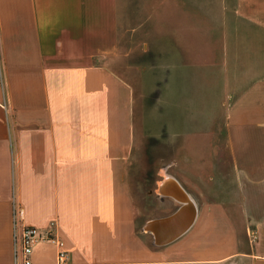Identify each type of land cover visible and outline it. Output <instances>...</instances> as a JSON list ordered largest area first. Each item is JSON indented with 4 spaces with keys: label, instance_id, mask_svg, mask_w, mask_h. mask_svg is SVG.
Instances as JSON below:
<instances>
[{
    "label": "crops",
    "instance_id": "crops-1",
    "mask_svg": "<svg viewBox=\"0 0 264 264\" xmlns=\"http://www.w3.org/2000/svg\"><path fill=\"white\" fill-rule=\"evenodd\" d=\"M116 3L0 0V264L14 263L13 202L20 225L55 221L66 264H264V76L244 84L232 103L229 161L199 170V198L176 176L166 179L195 206L193 224L165 244L146 230L153 247L137 229L127 79L94 61L103 27L126 24V7ZM228 9L261 29L252 51L264 55V0H236ZM236 230L252 231L253 240ZM56 250L36 243L32 263L54 264Z\"/></svg>",
    "mask_w": 264,
    "mask_h": 264
},
{
    "label": "rangeland",
    "instance_id": "rangeland-1",
    "mask_svg": "<svg viewBox=\"0 0 264 264\" xmlns=\"http://www.w3.org/2000/svg\"><path fill=\"white\" fill-rule=\"evenodd\" d=\"M234 1L116 0L121 12L126 7V24L103 27L104 41L95 43L96 65L127 79L126 107L137 131L130 189L148 246L156 245L145 223L180 205L160 183L174 175L199 198V170L209 173L216 162L229 161L232 103L244 84L264 76V55L252 51L253 37L263 32L228 9ZM237 230V238L253 240L252 231Z\"/></svg>",
    "mask_w": 264,
    "mask_h": 264
},
{
    "label": "built area",
    "instance_id": "built-area-1",
    "mask_svg": "<svg viewBox=\"0 0 264 264\" xmlns=\"http://www.w3.org/2000/svg\"><path fill=\"white\" fill-rule=\"evenodd\" d=\"M12 244L14 252L13 264H33L31 254L33 247L40 241H47L56 247V260L54 264H66L68 251L65 249L64 241L57 234L55 221L41 229L33 225H20L17 218L18 207L12 204Z\"/></svg>",
    "mask_w": 264,
    "mask_h": 264
},
{
    "label": "bare ground",
    "instance_id": "bare-ground-1",
    "mask_svg": "<svg viewBox=\"0 0 264 264\" xmlns=\"http://www.w3.org/2000/svg\"><path fill=\"white\" fill-rule=\"evenodd\" d=\"M179 185L176 182H174V180H166L164 183L160 184V189H159L162 193H168L170 195L175 196L177 199H179L182 202V205L188 203L191 204V206H186L180 211V213L178 214V218L175 220V222L172 225L173 228L161 227L160 225H157V223L152 222V220L149 221L150 223L148 225H146L147 230L152 233L154 239L159 244H165L166 241L174 240L175 239L174 237L178 233L183 231L190 223L191 226L195 220L196 217L195 206L189 200L188 195L182 190L183 188L181 187V185L180 186Z\"/></svg>",
    "mask_w": 264,
    "mask_h": 264
},
{
    "label": "water",
    "instance_id": "water-1",
    "mask_svg": "<svg viewBox=\"0 0 264 264\" xmlns=\"http://www.w3.org/2000/svg\"><path fill=\"white\" fill-rule=\"evenodd\" d=\"M186 206H191L190 203L188 204H184V205H179V207L174 210L172 213L166 215V216H162V217H159L157 219H154L152 220V222H155L157 223V225H160L161 227H166V228H173V223L175 222V220L178 218V214L180 213V211L186 207ZM192 222V221H191ZM150 222H146L145 225H148ZM191 224V223H190ZM190 224L183 230L181 231L180 233H178L174 238H176L177 236H179L180 234H182L189 226ZM145 225H144V228H145ZM151 230V229H149ZM173 238V239H174ZM172 240V239H171ZM170 241V240H169ZM169 241H166L165 243L169 242ZM156 244L158 243L156 240L154 241Z\"/></svg>",
    "mask_w": 264,
    "mask_h": 264
}]
</instances>
